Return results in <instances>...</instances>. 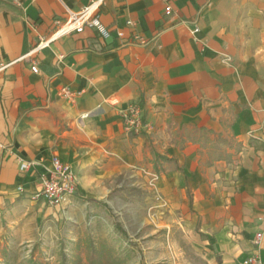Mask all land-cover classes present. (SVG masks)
<instances>
[{
  "label": "crops",
  "instance_id": "obj_1",
  "mask_svg": "<svg viewBox=\"0 0 264 264\" xmlns=\"http://www.w3.org/2000/svg\"><path fill=\"white\" fill-rule=\"evenodd\" d=\"M92 1L0 0V238L36 241L39 223L56 239L77 234L109 179L149 153L165 170L160 213L193 222L210 264L264 262V0H168L170 16L163 0H103L111 39L86 29L29 56ZM133 32L151 43H127ZM63 87L78 97L61 98ZM133 101L148 126L137 135L119 114ZM55 157L80 179L71 229L61 209L31 199Z\"/></svg>",
  "mask_w": 264,
  "mask_h": 264
},
{
  "label": "rangeland",
  "instance_id": "obj_2",
  "mask_svg": "<svg viewBox=\"0 0 264 264\" xmlns=\"http://www.w3.org/2000/svg\"><path fill=\"white\" fill-rule=\"evenodd\" d=\"M164 171L149 153L136 167L120 170L107 182L111 193L105 201H97L96 207L92 204L82 229L78 227L72 236L63 231L56 239L44 223L38 224L36 241L1 235L0 264H87L86 249L91 243L113 247L121 264H210L195 245L200 236L193 222L179 209L178 213H160L167 203L159 189ZM155 176L158 180L151 187ZM64 221V229L78 226L68 216Z\"/></svg>",
  "mask_w": 264,
  "mask_h": 264
},
{
  "label": "built area",
  "instance_id": "obj_3",
  "mask_svg": "<svg viewBox=\"0 0 264 264\" xmlns=\"http://www.w3.org/2000/svg\"><path fill=\"white\" fill-rule=\"evenodd\" d=\"M166 4L165 15L170 16L172 14V6L168 0H163ZM103 0H94L88 6L84 7L81 11L76 13H70L68 19L64 23H58L59 27L52 34V36L41 41L33 50L29 56L35 52L47 48L50 43L61 37L70 35L72 33L81 34L86 29L94 30L101 40L107 41L112 38V31L101 21L98 15V9ZM193 25V32H199L195 23ZM126 27L134 28L135 22L128 20ZM116 36L119 39H126V34L123 30H116ZM152 40L143 37L133 32L127 43L147 46ZM32 72L38 73L39 67L37 63H34L31 67ZM58 95L69 101H74L78 97V92L71 90L68 87H63ZM112 107H117L118 100L112 99L110 102ZM119 114L122 119L124 130L127 134H140L144 129H147V124L143 120V109L139 102H130L125 108L119 110ZM31 166V163L21 161L20 171H25ZM158 180L155 176L151 182V187H154V182ZM19 191H22L21 187H18ZM79 195V179L74 169L69 163L62 161L60 158L55 157L52 160V166L40 175V187L36 190L31 199L35 202H43L51 208L61 209L64 214L68 206L72 203V199ZM159 199V197H157ZM93 219H89V225H91ZM262 237V233L256 235V244L259 243ZM243 264H264V262L258 256H250L243 261Z\"/></svg>",
  "mask_w": 264,
  "mask_h": 264
},
{
  "label": "trees",
  "instance_id": "obj_4",
  "mask_svg": "<svg viewBox=\"0 0 264 264\" xmlns=\"http://www.w3.org/2000/svg\"><path fill=\"white\" fill-rule=\"evenodd\" d=\"M87 264H121L115 256L114 248L106 243L95 246L89 244L86 249Z\"/></svg>",
  "mask_w": 264,
  "mask_h": 264
}]
</instances>
